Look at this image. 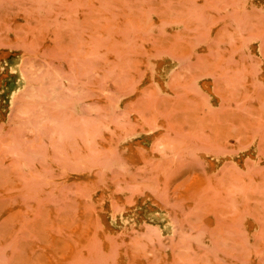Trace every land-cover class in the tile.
I'll return each instance as SVG.
<instances>
[{
	"label": "rangeland",
	"instance_id": "obj_1",
	"mask_svg": "<svg viewBox=\"0 0 264 264\" xmlns=\"http://www.w3.org/2000/svg\"><path fill=\"white\" fill-rule=\"evenodd\" d=\"M0 264H264V0H0Z\"/></svg>",
	"mask_w": 264,
	"mask_h": 264
}]
</instances>
